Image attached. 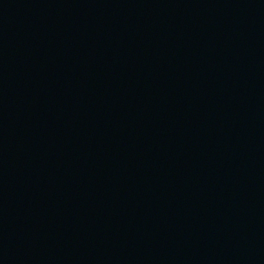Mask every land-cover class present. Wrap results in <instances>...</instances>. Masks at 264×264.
<instances>
[{
  "label": "water",
  "instance_id": "obj_1",
  "mask_svg": "<svg viewBox=\"0 0 264 264\" xmlns=\"http://www.w3.org/2000/svg\"><path fill=\"white\" fill-rule=\"evenodd\" d=\"M0 264H264V0H0Z\"/></svg>",
  "mask_w": 264,
  "mask_h": 264
}]
</instances>
